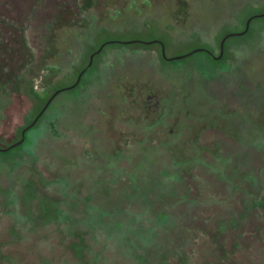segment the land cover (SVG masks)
<instances>
[{
    "label": "rangeland",
    "instance_id": "obj_1",
    "mask_svg": "<svg viewBox=\"0 0 264 264\" xmlns=\"http://www.w3.org/2000/svg\"><path fill=\"white\" fill-rule=\"evenodd\" d=\"M260 12L264 0H100L94 19L60 24L35 82L43 101L99 44L118 43L55 96L27 146L0 151V264L13 252L36 264H264V16L227 37L220 62L124 43L216 55L223 33ZM4 75L0 147L38 106Z\"/></svg>",
    "mask_w": 264,
    "mask_h": 264
},
{
    "label": "flooded vegetation",
    "instance_id": "obj_2",
    "mask_svg": "<svg viewBox=\"0 0 264 264\" xmlns=\"http://www.w3.org/2000/svg\"><path fill=\"white\" fill-rule=\"evenodd\" d=\"M99 5L100 0H0V71L5 74L1 86L20 88L26 93L31 88L36 91V80L50 67V60L56 53L60 35L56 28L69 18L78 20L90 15L94 19ZM40 8H47L51 13L60 12L54 27L48 26L46 32H36V10ZM88 61L89 56L87 64ZM86 63L78 73L86 70L83 68Z\"/></svg>",
    "mask_w": 264,
    "mask_h": 264
},
{
    "label": "trees",
    "instance_id": "obj_3",
    "mask_svg": "<svg viewBox=\"0 0 264 264\" xmlns=\"http://www.w3.org/2000/svg\"><path fill=\"white\" fill-rule=\"evenodd\" d=\"M87 9V8H86ZM60 12H56V13H51L50 12V10L49 9H47V8H40V9H37L36 10V17H37V19H38V21H37V30H36V32H46L47 31V27L48 26H50L51 28L52 27H54V21H55V19L57 18V16H58V14H59ZM260 13H262V12H260ZM250 16V15H249ZM248 16V17H249ZM49 20H50V22H49ZM27 26V29H30V25L29 24H27L26 25ZM244 29V26H243V28L241 29V30H243ZM240 30V31H241ZM250 30H251V23H250V25H249V29L247 30V32L246 33H244V34H242V35H239L240 36V38L241 39H245L246 38V36L250 33ZM26 32H29V31H32V30H25ZM228 33H230V31L229 32H225V33H223V35H222V37L224 36V35H226V34H228ZM221 37V38H222ZM229 37V36H228ZM227 40L228 39H226L225 40V44H224V51H225V48H226V42H227ZM109 43H118V41H111V42H102L101 44H104V46H103V48L101 49V51L98 53V54H96L95 55V57H94V59L97 57V56H99V54L100 53H102L103 52V50H104V48L106 47V45L107 44H109ZM129 43H142V44H153V43H157L156 41H151V42H149V43H143V42H138V41H132V42H129ZM101 44H99L98 45V47H96L94 50H96L97 48H99V46L101 45ZM195 53H203V54H205L206 56H207V58L210 60V61H212V62H220V61H222L223 60V57H224V54L221 56V58H219V59H217V60H214V59H212L211 58V54L212 55H215L210 49H208V48H204L203 50H200V51H198V52H196V51H194V50H191L189 53H187V55L186 56H189V55H193V54H195ZM219 53V52H218ZM218 53L216 54V55H218ZM185 56V57H186ZM184 58V57H183ZM165 60V59H164ZM165 61H169V60H165ZM173 61V60H172ZM94 63V62H93ZM93 66H94V64H92L90 67H87V63H86V65L83 67V68H85L86 67V70L84 71V73L82 74V76H81V79H80V81L78 82V84L75 86V87H73L72 89H65V90H74V89H77L80 85H81V82H82V80H83V78H84V76H85V74L89 71V70H91L92 68H93ZM57 89H60V88H57ZM57 89H54L53 90V92L55 91V90H57ZM65 90H60V92H62V91H65ZM30 92L28 93L27 92V94H29V95H31L33 98H35L37 101H38V103H36L38 106H37V110L33 113V116L32 117H30L28 120H26L20 127H19V129L17 130V135H18V138L16 139V140H18L19 138H20V131H21V129L24 127V126H26L27 124H29L31 121H32V119L35 117V115L39 112V110L42 108V106H43V104L45 103V101L49 98V96L53 93H51L48 97H47V99H45V101H43L44 100V98H42V97H40L39 96V94L36 92V91H34L32 88L29 90ZM59 92V93H60ZM55 98V97H54ZM53 98V99H54ZM53 99L51 100V102L53 101ZM41 101H43V103L41 104V103H39V102H41ZM51 102H50V104L48 105V106H50L51 105ZM35 104V105H36ZM47 109H48V107L45 109V111L43 112V114L38 118V120L36 121V123L31 127V128H29L27 131H26V133H25V138H24V141L20 144V145H18V146H15V147H12V148H9V149H6V150H4V151H2V152H9L10 150H12V149H15V148H19V147H25V146H27L29 143H30V133L32 132V130L38 125V123H39V121L43 118V116H44V114L46 113V111H47ZM31 114V113H30ZM15 140V141H16ZM14 142V141H13ZM11 144V143H10ZM8 146V145H7ZM146 159L145 158H142V159H135V158H133V159H131L130 161H131V163H130V166H136L135 165V162L137 161H142V164L144 163V161H145ZM127 168V167H126ZM138 181L139 180H137L136 179V182H134L136 185H139V183H138ZM127 184L128 183H123L122 181H121V183H120V185H121V191L123 190V191H125L126 190V187H127ZM44 259V263L42 262L41 264H49L50 262L48 261L49 259H48V257H44L43 258ZM5 263L6 264H36V263H33V262H31V261H29V259L24 255V254H22V253H20V252H13V253H11V254H8L6 257H5Z\"/></svg>",
    "mask_w": 264,
    "mask_h": 264
},
{
    "label": "water",
    "instance_id": "obj_4",
    "mask_svg": "<svg viewBox=\"0 0 264 264\" xmlns=\"http://www.w3.org/2000/svg\"><path fill=\"white\" fill-rule=\"evenodd\" d=\"M263 16H264V12L251 15V16H249L246 19L243 30H241L239 32H230V33L224 35L221 38L220 42H219V53H218V55H212L211 54L210 55L211 58L214 59V60H217V59L221 58V56L223 55V52H224V43H225V40L227 39L228 36H232V35H242V34L246 33L247 30L249 29V25H250L251 20L253 18H255V17H263ZM107 42H109V41H107ZM129 42H131V41H124V43H129ZM156 42L160 44V46H161V56L165 60H178V59H181V58H183V57L186 56V54H184V55L170 56V57L169 56H166L163 44L160 41H156ZM143 43H149V42H143ZM103 46H104V44H101L99 46V48H97L95 51H93L89 55V61H88L87 67L91 65L93 56L96 55V54H98L101 51V49L103 48ZM203 49L204 48H195L194 51L198 52V51L203 50ZM83 72H84V69L77 74L76 79H75V81L72 84H70L68 86H65V87H62L60 89L55 90L49 96V98L45 101V103L43 104L42 108L35 115V117L32 119V121L21 129V131H20V138L18 140H16V141L12 142L11 144H9L6 147H0V151H4L6 149H9V148H12V147H15V146L20 145L24 141L26 131L29 128H31L36 123V121L38 120V118L43 114V112L45 111V109L50 104L51 100L60 92V90L72 89L73 87H75L78 84V82L80 81Z\"/></svg>",
    "mask_w": 264,
    "mask_h": 264
}]
</instances>
